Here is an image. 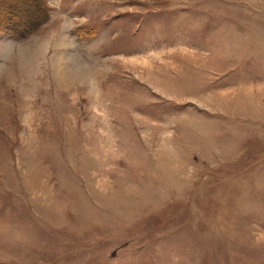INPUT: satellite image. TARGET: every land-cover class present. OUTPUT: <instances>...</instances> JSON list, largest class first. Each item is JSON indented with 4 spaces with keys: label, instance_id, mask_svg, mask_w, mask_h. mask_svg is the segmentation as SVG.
I'll list each match as a JSON object with an SVG mask.
<instances>
[{
    "label": "rangeland",
    "instance_id": "1",
    "mask_svg": "<svg viewBox=\"0 0 264 264\" xmlns=\"http://www.w3.org/2000/svg\"><path fill=\"white\" fill-rule=\"evenodd\" d=\"M24 1L0 264H264V0Z\"/></svg>",
    "mask_w": 264,
    "mask_h": 264
},
{
    "label": "trees",
    "instance_id": "2",
    "mask_svg": "<svg viewBox=\"0 0 264 264\" xmlns=\"http://www.w3.org/2000/svg\"><path fill=\"white\" fill-rule=\"evenodd\" d=\"M24 3H26L24 0H23ZM27 5H25L24 7H26Z\"/></svg>",
    "mask_w": 264,
    "mask_h": 264
}]
</instances>
